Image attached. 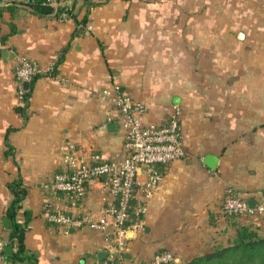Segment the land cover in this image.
<instances>
[{
	"label": "crops",
	"instance_id": "0c3cea01",
	"mask_svg": "<svg viewBox=\"0 0 264 264\" xmlns=\"http://www.w3.org/2000/svg\"><path fill=\"white\" fill-rule=\"evenodd\" d=\"M72 5V15L60 21L38 14L28 0H0V235L8 236L9 183L20 177L27 193L17 220L31 212L24 245L38 264H92L98 252L115 254L99 229L48 222L44 200L69 217L101 219L113 200L101 181L77 201L49 196L47 185L70 148L84 158L122 154L123 130L106 129L119 122L116 93L146 104L145 125L160 124L178 105L185 148L184 158L158 169L142 229L127 233L124 254L131 258L122 264L158 251L182 262L224 243L236 223L264 227V215L232 218L222 210L228 190L255 204L264 197V0ZM19 57L56 64L53 76L29 85L26 103L16 94ZM209 155L218 158L215 168L205 163ZM137 180L140 197L149 177L142 171ZM18 263L27 264L10 258L0 264Z\"/></svg>",
	"mask_w": 264,
	"mask_h": 264
},
{
	"label": "built area",
	"instance_id": "2783aa9c",
	"mask_svg": "<svg viewBox=\"0 0 264 264\" xmlns=\"http://www.w3.org/2000/svg\"><path fill=\"white\" fill-rule=\"evenodd\" d=\"M74 0H47L56 8L62 7L58 20L69 18ZM91 25H85V30H91ZM56 73L55 62L42 65L36 60L19 57L14 66L16 94L26 103L24 82L29 85L40 76H53ZM113 101L119 112V127L124 132L122 154L113 158H105L98 152L84 158L68 149L64 155L65 167L54 174L47 185L49 196L65 194L77 201L83 199L88 185L93 180H99L113 197L103 209V216L98 221L87 218H72L65 213L53 210L49 198L44 200V213L48 222L63 227H89L101 230L105 240L112 244L115 254L108 255L92 264H122V255L128 243L127 233L140 230L143 226V216L146 212V200L151 197L160 179L158 169L169 163L185 157L183 133L181 129V111L178 105H172L166 111V117L160 124H143L142 118L146 112V104L132 97L116 93ZM146 172L149 181L141 186V196L137 197V180L139 172ZM222 210L228 216L245 214L264 215V197L255 204L254 209L248 206L247 200L226 192L222 202ZM8 240L0 235V263L5 260L3 249ZM174 256L168 251H158L151 259L138 264H172Z\"/></svg>",
	"mask_w": 264,
	"mask_h": 264
},
{
	"label": "trees",
	"instance_id": "16d2710c",
	"mask_svg": "<svg viewBox=\"0 0 264 264\" xmlns=\"http://www.w3.org/2000/svg\"><path fill=\"white\" fill-rule=\"evenodd\" d=\"M28 4L38 14L54 13L57 18L62 11V7H54L48 4L47 0H28ZM73 9V5L71 6ZM72 10L69 12V17ZM84 16L80 23H84ZM13 31V30H12ZM77 32H74L76 34ZM62 57L58 61H61ZM30 88L26 91V96L30 95ZM10 129L7 130L9 132ZM12 199L5 211V217L12 221L8 228V244L14 248V252L5 258H10L14 262H25L27 264H38L37 258L27 252L24 245V234L28 223L32 217L30 211H24L23 222L17 220V215L21 209L22 200L25 198L27 189L20 177L9 183ZM237 218L238 216H229ZM235 223V222H234ZM172 264H264V227L252 224H235L234 234L228 237L224 243H215L212 248L204 253Z\"/></svg>",
	"mask_w": 264,
	"mask_h": 264
},
{
	"label": "water",
	"instance_id": "95a60500",
	"mask_svg": "<svg viewBox=\"0 0 264 264\" xmlns=\"http://www.w3.org/2000/svg\"><path fill=\"white\" fill-rule=\"evenodd\" d=\"M23 86L27 90L29 88V83L28 82H24L23 83ZM106 129H107V131H110V132H116L119 129V123L117 121H110V122H108L106 124ZM217 159H218L217 157H214V156H210L209 155V156H206L205 157V163H206V165L209 168H215L216 167V163H217ZM247 203H248V206L251 209H254V207H255V201L253 199L247 200ZM3 225L5 227H10L12 225V221L9 218H5L3 220ZM3 253L5 255L12 254V246L9 245V244L6 245V246H4ZM105 257H106V252H104V251H101V252H98L97 253L98 260H102ZM122 258L123 259H130L131 257L128 254H123L122 255ZM174 262L176 263V262H178V260L174 258Z\"/></svg>",
	"mask_w": 264,
	"mask_h": 264
}]
</instances>
